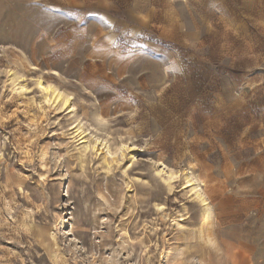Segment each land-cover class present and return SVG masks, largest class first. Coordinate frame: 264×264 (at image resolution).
Returning a JSON list of instances; mask_svg holds the SVG:
<instances>
[{
	"label": "rangeland",
	"instance_id": "obj_1",
	"mask_svg": "<svg viewBox=\"0 0 264 264\" xmlns=\"http://www.w3.org/2000/svg\"><path fill=\"white\" fill-rule=\"evenodd\" d=\"M0 264H264V0H0Z\"/></svg>",
	"mask_w": 264,
	"mask_h": 264
},
{
	"label": "bare ground",
	"instance_id": "obj_2",
	"mask_svg": "<svg viewBox=\"0 0 264 264\" xmlns=\"http://www.w3.org/2000/svg\"><path fill=\"white\" fill-rule=\"evenodd\" d=\"M41 86L43 87V90L45 92L51 94L50 95L51 97H49L48 100L52 101L53 103L58 102V101H62L65 104V106L68 105V102H69L68 99L62 95V93L56 88V86L55 87H54V85L43 86L42 84H41ZM83 135H85V131L82 130V132L80 134L82 139H83V137H82Z\"/></svg>",
	"mask_w": 264,
	"mask_h": 264
},
{
	"label": "snow or ice",
	"instance_id": "obj_3",
	"mask_svg": "<svg viewBox=\"0 0 264 264\" xmlns=\"http://www.w3.org/2000/svg\"><path fill=\"white\" fill-rule=\"evenodd\" d=\"M56 11H59V9H56Z\"/></svg>",
	"mask_w": 264,
	"mask_h": 264
}]
</instances>
